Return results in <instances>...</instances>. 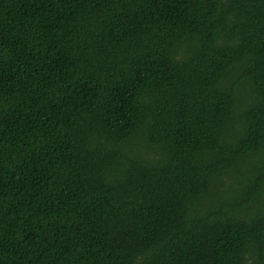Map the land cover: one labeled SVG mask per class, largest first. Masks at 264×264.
I'll use <instances>...</instances> for the list:
<instances>
[{
  "label": "trees",
  "instance_id": "16d2710c",
  "mask_svg": "<svg viewBox=\"0 0 264 264\" xmlns=\"http://www.w3.org/2000/svg\"><path fill=\"white\" fill-rule=\"evenodd\" d=\"M0 264H264V0H0Z\"/></svg>",
  "mask_w": 264,
  "mask_h": 264
}]
</instances>
